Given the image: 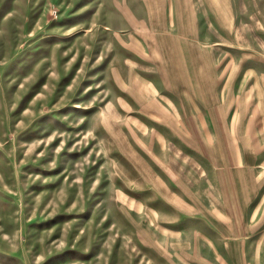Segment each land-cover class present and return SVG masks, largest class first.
I'll use <instances>...</instances> for the list:
<instances>
[{"label": "rangeland", "instance_id": "obj_1", "mask_svg": "<svg viewBox=\"0 0 264 264\" xmlns=\"http://www.w3.org/2000/svg\"><path fill=\"white\" fill-rule=\"evenodd\" d=\"M0 264H264V0H0Z\"/></svg>", "mask_w": 264, "mask_h": 264}]
</instances>
